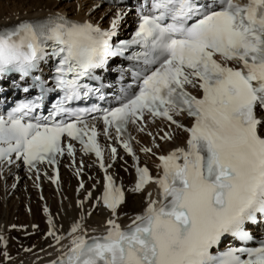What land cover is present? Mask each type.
<instances>
[{
  "label": "snow or ice",
  "instance_id": "1",
  "mask_svg": "<svg viewBox=\"0 0 264 264\" xmlns=\"http://www.w3.org/2000/svg\"><path fill=\"white\" fill-rule=\"evenodd\" d=\"M133 12L130 38L120 39ZM24 17L0 25V94L9 80L21 88L17 73L22 91L38 94L0 114V166L22 164L39 181L40 165L65 153L75 161L76 142L105 173L76 202L106 210L100 229L85 226L91 212L67 232L49 215L60 247L48 264H264V235L253 234L264 226V0H135L107 27L60 10ZM93 98L108 106H74ZM157 120L168 130L147 131L152 144L139 149L157 161L153 174L129 125L143 133ZM176 130L183 143L161 152L157 137L174 142ZM101 135L131 156V187L109 171L123 157L108 144L106 158ZM128 194L142 197L132 215L120 211Z\"/></svg>",
  "mask_w": 264,
  "mask_h": 264
},
{
  "label": "bare ground",
  "instance_id": "2",
  "mask_svg": "<svg viewBox=\"0 0 264 264\" xmlns=\"http://www.w3.org/2000/svg\"><path fill=\"white\" fill-rule=\"evenodd\" d=\"M8 0H0V25L14 23L16 20V16L19 15L21 18H25L24 14L27 13L29 17L35 15L44 14L48 10H63L67 9L74 14V18L81 19L87 17L86 15H82L80 12L74 11L75 6L71 3H61L60 6L57 7L56 3L51 0H18L15 5L11 8L5 7L7 5ZM56 6V7H54ZM88 19L93 20L92 17H88ZM183 136H176L174 142L165 144L166 149H172L174 146L179 145L180 138ZM16 171V168L11 167L10 171ZM114 173L117 176H122V174L118 170H114ZM130 178L132 175L129 176ZM62 178L64 179V183L60 185V195L61 200H58L57 195L54 193L53 189L50 187L48 183L43 184V191L42 196L44 201L41 202L37 201V193L33 190L29 189V182L23 180L22 183L17 187V190L12 193L10 197L6 192L3 193V185L0 184V229H3L4 232H7V229L12 225L17 226H24L27 225V230L25 232L30 231L31 224H38V228H43L44 233L48 232V216L50 215L55 223L57 230H65L68 226L76 219H79L81 212L83 211L85 214L91 211V202L84 203V208L81 210L76 204V201L79 199H83L84 196L87 194L86 191H82L79 194L75 193L76 183L75 181L70 178L69 174L66 171L62 172ZM128 178H125L123 183L128 181ZM69 183V186H67ZM26 187L27 191L21 192L19 191L20 188ZM89 190V187L86 188ZM95 194V192H94ZM15 198V199H14ZM65 198V200H64ZM12 202V203H11ZM11 203V204H10ZM23 203L29 206V211L22 212V217H26L25 224L22 225L21 221L18 220L14 222L13 217L16 216L19 218L20 210L16 207V204ZM36 206H46L49 209V213H39L36 211ZM11 208V209H10ZM142 208V197L140 195H128L127 196V203L124 205L123 210L121 213L125 212L129 215L134 214L135 212L140 211ZM14 211H17L18 214L15 215ZM44 211V210H43ZM91 216H89L85 222V226L89 229H100V226L103 224L104 220L107 217V212L99 209L94 210L91 212ZM28 217H27V216ZM124 220V217H123ZM61 226V227H59ZM37 233V231H36ZM35 233V234H36ZM52 236H48L47 239H43L39 237L37 241H35V248L29 253L18 252V257L16 260H12L7 263H3L2 259L0 258V264H17L18 261H23V264L30 263L31 261H37L39 258H45L47 254H51L55 251V248L49 247L52 244L51 241ZM9 242V241H8ZM8 249L12 248L13 245L9 242L7 244ZM46 249V250H45ZM43 260V259H42ZM41 261L37 262L40 264Z\"/></svg>",
  "mask_w": 264,
  "mask_h": 264
},
{
  "label": "rangeland",
  "instance_id": "3",
  "mask_svg": "<svg viewBox=\"0 0 264 264\" xmlns=\"http://www.w3.org/2000/svg\"><path fill=\"white\" fill-rule=\"evenodd\" d=\"M18 0H8L7 1V5H5V7H9V8H11L13 5H15V3L17 2ZM71 4V3H70ZM89 4H90V2H87L86 0L84 1V2H82L81 4H80V8H79V10H76V11H80V12H87V11H90V9H91V6H89ZM101 11V8L100 9H97V10H95V11H93V14H95V15H98V13ZM15 199V198H14ZM12 203V202H11ZM10 203V204H11ZM16 207L18 208V211L20 210V213H19V218H17L16 216H14L13 217V219H14V222L15 221H20V220H22L21 221V224L22 225H24L25 223V221H26V217L24 216V218L22 217V212H25L26 210V208L24 207V204H22V203H18V204H16ZM11 209V208H10ZM39 208L38 207H36V211L39 213V210H38ZM41 213V212H40ZM14 214L15 215H17L18 214V212L17 211H14ZM26 214V213H25ZM27 216V215H26ZM28 217V216H27ZM16 223V222H15ZM41 232H42V230H41ZM40 232V233H41ZM13 236H15V237H11V241H12V243H13V245H14V248H15V250H19V245H18V243H15V239L18 237V235H15L14 233H13ZM39 234L37 235V236H33V237H31V238H28V239H26V244L27 245H29V244H31V243H33V242H35L37 239H39Z\"/></svg>",
  "mask_w": 264,
  "mask_h": 264
}]
</instances>
